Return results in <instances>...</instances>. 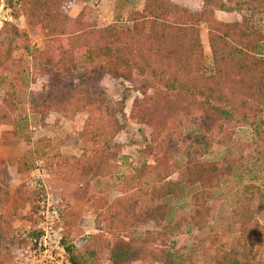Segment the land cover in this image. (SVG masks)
Instances as JSON below:
<instances>
[{
    "label": "rangeland",
    "instance_id": "1",
    "mask_svg": "<svg viewBox=\"0 0 264 264\" xmlns=\"http://www.w3.org/2000/svg\"><path fill=\"white\" fill-rule=\"evenodd\" d=\"M3 1L0 11H5ZM171 1L195 12L204 3ZM237 1L230 6L236 9ZM84 7L91 8L90 21L98 28H126L133 12L143 10L144 0H69L61 12L74 18ZM246 8L238 7L239 13L215 10L214 18L240 24ZM2 17L0 52L6 62L0 63V102L15 89L17 111L14 128L0 126L6 173L0 176V264H59L54 255L48 258L43 245L53 237H42L43 222L53 220V211L61 244L73 246L72 254L87 264H218L209 233L219 232L216 248L233 241L228 225L234 193L251 182L261 188L264 203V116L252 127L228 121L201 101L167 94L135 72L129 78L104 63L78 65L70 74L40 66L32 54L48 48L42 33L29 31L23 18L6 25ZM207 26L200 25V71L211 67ZM259 53L264 57V43ZM86 96L93 106H85ZM88 117L94 118L87 129L98 133L95 142L80 136ZM201 136L210 139L207 151L197 147ZM197 174H204L207 187L216 192L208 228L184 226L181 234L159 236L166 224L187 212L200 186L185 183L176 188L175 198H166L159 187L172 189L183 175L189 180ZM18 188L27 202L14 212ZM128 196L136 202L129 227L117 229L97 217L99 201L111 205ZM257 219L264 226V210ZM261 240L254 259L264 260V235Z\"/></svg>",
    "mask_w": 264,
    "mask_h": 264
},
{
    "label": "trees",
    "instance_id": "2",
    "mask_svg": "<svg viewBox=\"0 0 264 264\" xmlns=\"http://www.w3.org/2000/svg\"><path fill=\"white\" fill-rule=\"evenodd\" d=\"M66 1L69 0H4L1 4L5 11H0V17L2 20V16L5 17L6 25L10 20L23 18L29 31L42 33L48 48L32 54L40 66L70 74L78 65L104 63L125 72L129 78L135 72L137 77L161 86L167 94L201 101L203 105L221 111L228 121L252 127L255 119L264 116V57L259 53L264 43V25H261L264 0L237 1L235 5L240 10L247 7L240 24L220 23L214 18L215 10L239 13V9L230 6L233 0H204L200 12L183 8L171 0H144L143 10L133 12L132 24L126 28L114 25L98 28L90 21L89 7L70 18L61 12ZM202 22L208 25L209 71L197 68L204 60L199 34ZM2 39L1 35L0 42ZM24 47L29 50L27 45ZM4 56L0 52V63L6 62ZM16 98L15 89L6 91L2 97L0 126L14 128ZM83 99L86 107L94 105L91 97ZM93 120L88 117L80 136L95 142L98 133L87 129ZM210 146L207 137L197 139L199 149L207 151ZM4 163L0 158V176L6 175ZM99 164L103 166L105 162ZM205 178L204 174H197L188 180L183 175L179 183L172 184V189L167 184L159 187L163 195L168 196L166 198H175L176 188L183 189L185 183L200 186L192 193L187 212L175 223L166 224L159 236L181 234L184 226L199 231L208 228L216 192L207 187ZM262 196L261 188L251 182L234 193L228 225L229 233L233 234L234 230L233 241L227 248L223 245L216 248L219 232L212 230L209 233L210 247L216 252L218 264H264L261 258L252 257L254 250L263 244L264 226L257 219L264 210ZM26 202L21 188L16 189L12 201L14 212L23 208ZM98 203L97 217L102 222L117 229L129 227V217L136 203L133 197L119 198L111 205L104 201ZM66 249L72 264H87L81 256L72 254L73 246L67 245Z\"/></svg>",
    "mask_w": 264,
    "mask_h": 264
},
{
    "label": "built area",
    "instance_id": "3",
    "mask_svg": "<svg viewBox=\"0 0 264 264\" xmlns=\"http://www.w3.org/2000/svg\"><path fill=\"white\" fill-rule=\"evenodd\" d=\"M35 173H38V169L34 170ZM47 211H49V208L47 209ZM41 212L39 211V213L43 216L44 214H47L48 212ZM52 214L54 215V218H52L53 220L48 222L45 218V222H43V224L45 225V228H43V235L42 237H53L52 239H49V243L47 242H43V245L47 248V252H48V258H50L52 255H54L55 257L58 258V263L59 264H71V262L67 259V252L65 247L61 244L62 241V235L61 233H59L58 228L54 229L55 225L58 223V221H54L57 220V215L56 212L53 211ZM54 225V226H53ZM61 230V229H59ZM33 258L35 259V252L33 255ZM37 262H40V260Z\"/></svg>",
    "mask_w": 264,
    "mask_h": 264
}]
</instances>
